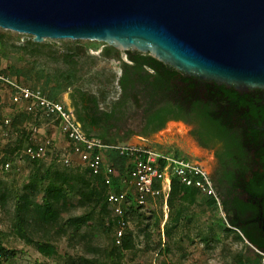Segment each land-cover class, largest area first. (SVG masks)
I'll return each mask as SVG.
<instances>
[{"label":"trees","instance_id":"16d2710c","mask_svg":"<svg viewBox=\"0 0 264 264\" xmlns=\"http://www.w3.org/2000/svg\"><path fill=\"white\" fill-rule=\"evenodd\" d=\"M3 33H12V31L0 27V36ZM68 42L69 44L75 43V46L74 48L71 45L67 46L64 55L67 67L56 76L57 84L53 85L49 91L40 87H32L20 81L1 65L0 72L32 89H40L48 98H56L59 92L75 84L81 73V63H83L82 59L85 55L79 51L80 41L69 40ZM31 43L35 44L36 42L31 41ZM36 44L45 45L43 42ZM52 48L53 50L58 49L55 45H52ZM110 49L118 51L115 47L109 46L106 48L104 56L109 57ZM129 51L132 62L148 64L151 66L150 70L156 71L155 73L147 72L140 79V82L145 86L140 90L141 96L147 99L145 117L150 123L164 113L171 112L174 119H185L197 124L191 133L201 146H210L212 141L216 140L223 144V154L230 153L236 155L237 158L245 156L248 151H255V153L264 151V89H251L249 92L241 93L234 86L229 88L214 80H204L197 76L187 75L149 53L132 49ZM138 66L140 65L127 67L131 69L138 68ZM107 79L112 83L116 76ZM51 81V78H47L46 86ZM121 82L125 84V79L122 78ZM2 92L0 91V105L8 102L16 112L2 120L1 134L7 137L14 136V141L17 143L10 152L11 154L8 155L9 157L0 159V165L3 169L10 170L14 163L18 167H20V163H24L32 168L34 177L27 182L25 190L16 195L17 202L11 225L17 236L28 243L35 244L38 251L46 257H53L57 254L56 245L50 235L53 221L56 218L59 219L62 212L69 210L71 206L91 205L89 211L69 218L68 224L74 233L72 236L85 237L84 234H81L83 224L85 221L91 220L93 214L98 212L101 226L109 235L112 245V248L106 251V257L123 259L127 252H136L139 249L141 239L147 243L146 246L149 248L150 240L153 238V229L160 226L162 217L160 218L156 214L159 206L161 212H164V198L163 195L156 198L147 197L144 204L138 203L134 187H128L126 182L133 166L134 157L121 154L114 148L102 150L108 164L117 170V174L112 176L110 184L106 183V175L103 171L93 174L91 169L84 164L66 165L62 160L63 153L67 150L65 142L62 153L56 152L54 148L49 150L47 157L33 159L24 153L25 149L33 144L31 130L27 131L25 126L29 124L32 128L34 126L44 128L43 136L39 134V138L48 136V131H51L48 130L49 128H55L43 111L28 112L20 104L10 102V93L7 90L4 89ZM127 92L128 96L137 93H134L133 90ZM106 98L107 91L99 88L98 94L93 93L86 100L88 104L84 106L85 109L77 111L74 109L76 118L88 137H95L108 144L126 142L135 133L121 131V127L131 118L122 109L124 104L129 103V100L115 101L112 105L106 103L107 105L103 106L101 103L106 102ZM135 102L138 106L143 105L140 98ZM8 118L10 121L6 123ZM163 125L164 123L155 129ZM257 156L260 169L251 179L249 189L255 194H264V153L257 154ZM73 159L76 162L77 158ZM6 162L10 163L8 167H6ZM227 177L228 182H234L233 171L227 173ZM38 181L41 182L45 192L40 199L36 198L37 192H39ZM5 189L0 186V202L6 199ZM127 189L128 193L123 206L128 225L118 244L114 205L109 202L108 195L111 192L120 193ZM198 202L221 211L213 196H208L197 187L186 185L179 178L173 177L167 205L168 209H172L174 212L170 220L167 216L164 235L168 234L169 236L170 231L176 229L181 221L187 218L189 207ZM222 202V211L226 213V218L220 223L223 230L228 233L234 232L238 240L246 241L247 245L251 243L262 252L261 258L254 260L252 256L240 251L235 256L234 262L236 264H263L264 239L253 236L246 228L240 226L234 219L237 213L235 214L230 209L228 201L223 199ZM162 243L160 237L154 248L159 249ZM169 250L170 248L167 246L166 251L169 252ZM15 253L14 249L4 245L3 239L0 237V264H7L6 259ZM69 259L70 262L66 261L64 264H104L99 256L83 254L76 259L70 256Z\"/></svg>","mask_w":264,"mask_h":264},{"label":"rangeland","instance_id":"374dc122","mask_svg":"<svg viewBox=\"0 0 264 264\" xmlns=\"http://www.w3.org/2000/svg\"><path fill=\"white\" fill-rule=\"evenodd\" d=\"M11 31L12 33H3L0 36V65L20 81L49 91L53 85L57 84L56 76L67 67L64 57L67 46L71 45L73 48L75 46V43L69 44L68 41L75 40L46 38L43 41L45 45H37L36 43L42 42L32 44V34ZM78 41H80L79 51L85 54L82 59L83 63H81V73L74 85L59 92L56 96L57 99L67 101L75 111L85 109L86 100L91 94H98L99 88L107 91V98L115 97L118 92L116 81L111 83L107 78L119 76L122 61H131L129 50L113 51L110 49L111 54L108 57L104 56L106 48L110 46L107 43L89 39ZM52 45L58 49L53 50ZM47 78L52 79L48 86H46ZM101 104L107 105L105 101ZM14 109L8 102L0 105V125L4 118L16 112ZM137 122L138 119L133 118L129 123L135 125ZM25 128L27 131L32 129L29 124ZM192 129L193 126L187 122L171 120L161 130L148 134L134 133L127 142L151 146L175 155L186 154L200 157L211 174L216 164L214 150L220 143L213 140L210 146H201L192 135ZM48 130H51L48 131V136L56 138L54 141L56 152L62 153L63 139L59 134H55V129L49 128ZM43 131L44 128L40 133L41 136H43ZM14 140V136L7 137L1 134L0 130V159L9 157L8 155L17 143ZM20 164L18 167L14 163L10 170H5L0 165V186L6 188V199L0 202V237L5 246L16 252L15 255L6 259L7 264H64L66 261L70 262V256L76 259L83 254L99 256L104 264H236L234 258L237 253L240 251L247 253L249 250L246 241L238 240L234 232H225L220 226L221 221L226 218L224 211L198 202L189 207L187 218H184L176 229L171 230L169 236L164 235L165 222L167 216H169L168 220L172 218L174 210L163 208L162 213L159 206L156 215L162 218L160 226L153 229V238L150 240L149 248L146 246L147 243L141 239L136 252H127L123 259H113V257H106V251L110 250L112 245L109 235L101 226L98 212L93 214L91 220L83 224L81 234L85 237L72 236L74 233L68 220L70 217L89 211L91 205H87L85 207L71 206L69 210L62 212L59 219L56 218L53 221L50 235L56 245L57 254L53 257H46L38 251L35 244L28 243L17 236L11 225L17 202L16 195L25 190V185L29 180L34 179L32 168L24 163ZM38 183L39 192L36 198L40 199L45 192L41 182L38 181ZM237 207L239 212H244L246 209L242 202L237 203ZM241 207L242 210H240ZM135 227L137 228L136 225ZM160 237L163 242L162 246L155 249L154 246ZM167 246L170 248L169 252L166 251ZM262 263L264 264V255H262Z\"/></svg>","mask_w":264,"mask_h":264},{"label":"water","instance_id":"95a60500","mask_svg":"<svg viewBox=\"0 0 264 264\" xmlns=\"http://www.w3.org/2000/svg\"><path fill=\"white\" fill-rule=\"evenodd\" d=\"M0 27L35 42L103 41L241 93L264 89V0H0Z\"/></svg>","mask_w":264,"mask_h":264},{"label":"built area","instance_id":"2783aa9c","mask_svg":"<svg viewBox=\"0 0 264 264\" xmlns=\"http://www.w3.org/2000/svg\"><path fill=\"white\" fill-rule=\"evenodd\" d=\"M4 89L10 93L11 103L20 104L28 112L41 110L50 118L57 134L67 144V150L62 156L66 165L84 164L91 169L93 174L103 171L106 175V183L110 184L112 176L117 174V170L108 164L102 150L114 148L121 154L134 157L133 166L126 182L128 187H134L139 204H144L147 197L156 198L163 195V208L168 209L167 198L171 190L172 179L177 177L182 183L195 186L202 193L213 196L222 210L219 192L200 157L186 154L175 155L162 149L127 141L115 144L104 143L100 139L88 137L84 133L81 123L65 100L48 98L40 89H32L0 72V91L2 92ZM9 121V118L6 119V123ZM41 131L42 128L37 126L31 129L33 144H30L24 152L33 159L45 158L49 150L55 148L56 138L54 136L39 138L38 134ZM74 157L77 158L76 162H74ZM9 165L10 163L6 162V167ZM127 193L128 189L120 193L111 192L108 195L109 202L114 205L118 244L128 225L123 206Z\"/></svg>","mask_w":264,"mask_h":264},{"label":"flooded vegetation","instance_id":"af4514ba","mask_svg":"<svg viewBox=\"0 0 264 264\" xmlns=\"http://www.w3.org/2000/svg\"><path fill=\"white\" fill-rule=\"evenodd\" d=\"M119 50V49H118ZM131 50V49H130ZM138 66V68H131L127 66ZM121 73L116 77V85L118 87V92L115 97L106 98V102L108 105H112L115 101H124L129 100V103L124 104L122 108L125 110V114H127L130 119H128L127 123L121 127V131L123 132H135V133H152L164 128L167 122L171 120H179L182 122H187L193 126V129L197 127V124L188 122L185 119H174L172 117L171 112L164 113L159 118L154 119L153 122H149L145 117V107L147 105L146 98L144 99L140 90L145 86L140 82V79L147 72L156 71L150 70L151 66L148 64H140L132 61H122L120 66ZM129 75V76H125ZM125 79V84H122L121 79ZM133 90L136 94L127 95V91ZM141 99L143 102L142 106H138L135 102L136 99ZM68 106L73 110L74 108L66 101ZM88 101L85 102V106H87ZM134 119H138V122L135 125H130V121ZM164 125L162 127L157 128L161 124ZM192 129V130H193ZM155 130V131H154ZM223 144L220 143L219 146L214 150L215 156V167L211 173L214 184L219 192L221 202L224 200L228 201L230 205V209L234 211L236 214L234 219L238 222V224L244 228H246L253 236L260 237L264 239V194H255L253 191L249 189L251 186V179L254 177L255 172L260 169V163L258 161L257 154H262L264 151H248L245 156L236 157L233 154H223ZM222 154V155H221ZM261 169L263 167L261 166ZM233 171L235 174L234 182H228L227 173ZM247 176V177H246ZM238 177L240 179H238ZM247 178V179H246ZM244 180H247L246 182ZM234 186V188H233ZM230 189V191H229ZM242 202L245 205L244 212H239L237 208V203ZM223 204V202H222ZM236 206V207H235ZM223 207V205H222ZM243 207V206H242ZM242 207L240 210H242ZM249 250L247 255L255 253L254 255H250L254 258V260L261 258L262 252L253 244L248 243ZM254 250V251H253ZM252 253H251V252Z\"/></svg>","mask_w":264,"mask_h":264}]
</instances>
